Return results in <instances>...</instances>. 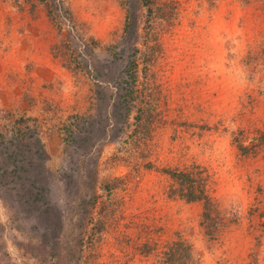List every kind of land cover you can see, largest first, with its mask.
Here are the masks:
<instances>
[{
    "label": "rangeland",
    "instance_id": "374dc122",
    "mask_svg": "<svg viewBox=\"0 0 264 264\" xmlns=\"http://www.w3.org/2000/svg\"><path fill=\"white\" fill-rule=\"evenodd\" d=\"M0 264H264V0H0Z\"/></svg>",
    "mask_w": 264,
    "mask_h": 264
},
{
    "label": "trees",
    "instance_id": "16d2710c",
    "mask_svg": "<svg viewBox=\"0 0 264 264\" xmlns=\"http://www.w3.org/2000/svg\"><path fill=\"white\" fill-rule=\"evenodd\" d=\"M180 175H181V177L186 176V175H183V173H182V174L180 173ZM178 176H179V175H178ZM193 197H194V196H193Z\"/></svg>",
    "mask_w": 264,
    "mask_h": 264
}]
</instances>
